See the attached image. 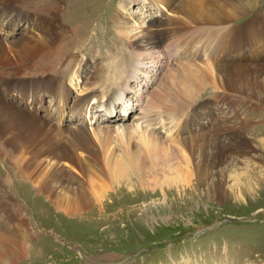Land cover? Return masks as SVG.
I'll use <instances>...</instances> for the list:
<instances>
[{"label": "rangeland", "instance_id": "1", "mask_svg": "<svg viewBox=\"0 0 264 264\" xmlns=\"http://www.w3.org/2000/svg\"><path fill=\"white\" fill-rule=\"evenodd\" d=\"M11 1L18 3L17 0ZM237 1L245 13L238 19L231 20L228 26H246L243 42L245 58L240 61L247 63V66L257 64L262 68L256 73L261 88H247L256 92L254 108H251V100V103L243 107L241 100L244 96L240 98L236 93L225 94L219 88H214L216 68L224 62L232 63L234 59L224 56L229 40L223 41L222 45H216L212 40L217 48L210 53L208 44L211 43V38L202 37L204 32H200V38H195L197 43L195 40L192 44L188 39L180 40L175 46L177 50L174 56L172 52L175 49L165 50V55L168 54L170 58L166 65V58L160 57L164 65L162 75H153L155 67H151L154 71L150 75L140 74L143 84L131 79L126 93L123 92L125 88L120 89L118 85H114L112 98H103L94 88L98 86L99 74L106 77L108 73L105 68L111 70L108 62L119 57L117 48L120 46L117 45L121 42L119 40L112 46L118 41L111 22L114 13L120 10V17L130 20V15L136 19L149 16L151 12V16L155 14L156 17H151L150 21L155 23L159 14L165 17L170 12L165 8L162 11L153 8L148 13L141 14L135 12L139 10L137 1L130 4L129 0L68 1L73 5L64 6L60 22L67 28L71 27L68 30L76 37L74 36L75 46L65 58L67 61L76 60L75 69L79 73L72 74L71 80H68L69 76L62 78L65 80L57 85L63 88L66 95L64 105H61L64 106L62 112L57 108V100L52 93L24 100L20 103L24 110L49 119L54 125L58 122L63 131L76 127L87 129L93 138V131L98 132L101 125L122 124L124 127L132 124L134 113L139 111L138 108L144 102L142 93L146 84L150 86V94H153L144 103V113L149 115L157 113L165 116L164 108L167 104L174 102V97L180 95V92L184 93L178 84L187 77L198 86L197 89L201 87V90H194L188 100L190 103L187 102L190 104L189 108L180 111L176 119L166 124V128L161 130L158 125L154 126L158 136L162 140H168L169 150L173 151L167 162L169 167L158 165L152 169L147 166L142 172H138L144 178L131 172L126 177L118 174L121 177L118 179H113L112 173L108 171L103 175L107 189L101 199V208L106 215L115 214L116 217L97 220L62 213L59 210L65 206L55 205L50 201L58 193L46 198L38 192L34 183H30L27 178H20L16 170L12 169L9 174L3 172L10 164L0 159V196L9 212L24 216V232L27 230L30 235L25 240V247L30 248L28 255L14 264H264V0ZM121 3L127 8H120ZM193 4L187 6L199 8L204 3ZM20 9L24 13L32 12L22 6ZM13 16L16 17L17 12ZM68 17L70 22H66ZM29 23L28 18L6 21L5 17H0V44L22 35L31 37L37 33L31 31ZM44 24L46 25V21L41 22L40 26ZM214 33L210 32V35ZM131 66L132 63L126 64L128 68ZM199 79L202 84L206 81L207 86L202 88ZM167 88L174 92L179 89L180 92L172 95ZM91 91L99 95L98 99H104L100 102L111 105L100 106L96 99H91L87 111H81L82 116L78 107L72 114L71 106ZM116 91H120L121 99L116 96ZM0 96L5 101L16 104L20 102L16 92H13V96L5 92L3 94L2 86ZM178 99L175 98V101ZM113 105L114 108H109ZM105 112L116 114L115 117H110ZM241 120L245 125L244 122L240 124ZM176 121L179 122L177 128L174 124ZM232 128L241 134L237 140L241 144L239 150L242 155L223 153L215 148L211 150L209 144L221 139L225 131ZM175 135L184 146L177 144L176 139L170 141ZM96 141L93 138L90 142ZM114 144L113 154L103 158L116 161L121 158L123 145L116 140ZM179 147L182 148L187 163L181 160ZM133 148H137L134 141L130 142V149ZM213 153H217L219 158ZM64 166L69 167L66 163ZM70 169L73 172L68 173L71 177L74 173L78 174L75 169ZM6 176L9 181H12V177L19 179V185L7 184ZM93 180L99 181L95 177ZM6 185L9 186L8 194L4 189ZM6 196H17L23 204L17 209L7 202L9 200ZM88 196L92 202H96L90 193ZM25 197L29 199L26 201ZM11 222L9 227L15 223ZM3 232L0 238L5 236ZM4 240L0 241V245L6 248Z\"/></svg>", "mask_w": 264, "mask_h": 264}, {"label": "bare ground", "instance_id": "2", "mask_svg": "<svg viewBox=\"0 0 264 264\" xmlns=\"http://www.w3.org/2000/svg\"><path fill=\"white\" fill-rule=\"evenodd\" d=\"M17 1L18 3L11 0H0V17H5L6 21H12L13 18L15 20H26L28 18V20L30 19L29 28L31 31L37 33L32 34L31 37L22 35L21 37L8 40L5 44H0V87L2 86L3 94L5 92L13 96V92H16L20 99V102L16 104L5 101L0 96V159L4 163L10 164V166L5 167L3 172L9 174L12 169L16 170L20 178H27L30 183H34L38 192L46 198L58 193L50 201L55 205L63 204L65 208L59 210L62 213H70L69 215L72 214L73 216L81 215L83 218L90 217L97 220L103 219V217L106 219L116 217L115 214L106 215L107 213L101 208V199L107 189L103 175L108 171L112 173L111 177L113 179H118L121 178L118 174L126 177L131 172L135 175L139 171L142 172L147 166L152 169L158 165L169 167L167 162L172 156L173 151L169 150L168 140H162L158 136L154 126L158 125L161 130L166 128V124L176 119L180 111L184 108H189L190 102L188 100H190V95L194 94V90L200 91L201 87L197 89L198 86L192 83V80L190 81V77H187L178 84L182 87L184 91H181L184 93L180 92L179 89L178 92H174L170 88H167L171 91L172 95L179 92L180 95L177 94L174 97V102L169 100V104L164 108V112H166L165 117L157 113L151 115L144 113V103L153 96V94H150L152 92L149 91L150 86L146 84L142 93L144 102L138 108L139 111L134 113L135 117L132 124L124 127L122 124L116 126L101 125L98 132L93 131V138L97 139L96 142H90L93 138L89 135L87 129L76 127L63 131L58 122L54 125L49 119L36 116L30 110H24L23 107H20V103L28 98L33 99L38 95H44V93H52L57 100V108L62 112L64 106L61 105H64L63 99L66 95L63 88L57 87V85L59 83L61 85V82L65 80L62 78L67 76H69L68 80H71V75L79 73V71L77 68L75 69V59L67 61L65 58V55L72 50L76 36L69 32L68 29L71 27L67 28L65 24L63 25L60 22V19L63 16L62 9L64 6L73 5V3H69L68 1L75 0ZM135 1H137V8L139 9L135 10V12L144 14V12L148 13L153 8L159 11L165 8L170 12V15L161 17L162 14H159L160 16L153 23V21H150V18L156 17V15L153 14L151 16V12H149V16L144 15L139 18L136 17V19L130 15V20L121 18L120 10L114 13L111 22L118 41H115L112 46L119 42V40L121 41L117 45L120 46L117 48L119 57H116V60L108 62V67L111 70L105 68L108 73L106 77L102 73L99 74L98 86L94 88L99 95H102L103 98H112V93L115 92L114 85H118L120 89L125 88L123 92L126 93V89L129 88L127 87L128 82L131 79H136L137 83L143 82V77L140 74L150 75L155 70L152 74L159 76L164 66L161 63L160 57L166 58V65L169 63L170 57L167 56L168 54L165 55V50L175 49V46L182 40L188 39L191 43L195 38L201 37L200 32H204L202 33L204 35L202 37L211 38V43L208 44L210 46V53H213L212 49L217 48V46L213 45L212 40L216 45H222L223 41L228 42L229 40L230 43H228L224 50V56H228L230 60L234 59L232 63L224 62L216 68L217 78L214 79L215 82L213 81L214 88H219L225 94L231 92L240 95V98L244 96V99L241 100L243 107L251 103L250 100L253 101L251 108L255 107L256 92H254V89L251 91L247 90V88L249 86L251 88H261V83H259L256 73L261 71L262 68L260 69V65L257 64L252 67L247 66V63L240 61L242 58H245L243 42L245 41L246 26L234 27V24L228 26L231 20L238 19V17L243 16L245 13L239 1L133 0L132 2ZM132 2L129 0L130 4ZM189 2L197 5L199 3L200 5L204 4L199 8H192L189 5L187 6V4H190ZM21 6L25 10L32 12L24 13L20 9ZM121 7L127 8L124 3H121ZM15 12H17L16 17L13 16ZM69 18L66 19V22H70ZM43 21H46V25L40 26V23ZM72 32H75V30H72ZM210 32L215 33L210 35ZM195 42L197 43L196 40ZM165 47L167 48L164 49ZM176 50L172 52L173 56ZM127 63H132V66L130 68L126 67ZM151 67H155V69L153 70ZM198 81L202 88L207 86L206 81L203 84L200 79ZM37 92H40V94H37ZM119 92L117 93L116 91V96L118 95V97L121 95ZM98 94L91 91L85 98L83 97L71 106V113L75 112L76 107L79 108L80 114L81 111H87L91 99H96L97 105L99 104L100 106L111 105L100 102L104 101V99H98ZM177 97L179 99L175 101ZM109 108H114V105ZM165 120L166 122H164ZM243 122L241 120L240 124ZM174 124L176 128L179 126V122L177 121ZM243 125H245V122ZM62 131L66 134L64 135ZM223 135L221 139L218 138L209 144L211 150L215 148L223 153L234 152L237 155H242L239 150L241 144L237 140L241 135L240 132L232 128L227 129ZM178 138L175 135L170 141L176 139L177 144H183L182 141H178ZM114 140L123 145L124 150L120 156L121 158L117 161L103 158V156L113 154L116 146ZM133 141L136 143L137 148L131 150L130 142ZM178 151L181 154L183 163H187L188 161L184 157L182 148L179 147ZM215 155L219 158L217 153ZM65 163L69 167H65ZM70 168L75 169L78 174L74 173L71 177L68 174L73 173ZM138 174L140 175V173ZM94 177L99 179V181L95 182L93 180V182L92 179ZM11 180L9 181L7 176L5 177L7 184L19 185V179L12 177ZM8 187L6 185V188H4L5 193L9 192ZM89 193L92 195L91 198L93 197L96 202L91 201L88 196ZM6 197L9 200L7 202L15 205L17 209L20 208V204H23L22 200L17 196ZM24 199L27 201L29 197H25ZM25 200L24 202H26ZM3 201V197L0 196V237L2 236L1 232L5 231L3 232L5 236L2 238L5 239L6 243V248L0 245V264H14L23 260L28 255L30 248L28 246L25 247V240L30 235L26 232V229L24 232L23 226L26 223L24 216H19L17 212H9L8 206ZM94 207L98 208L97 211L93 210ZM11 221L15 223L9 227L12 223ZM3 226L4 228H2ZM9 228L11 229L9 230ZM2 238H0V241H3Z\"/></svg>", "mask_w": 264, "mask_h": 264}]
</instances>
